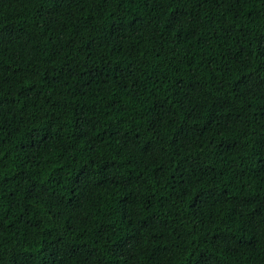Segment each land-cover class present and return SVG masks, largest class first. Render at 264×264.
Masks as SVG:
<instances>
[{
    "label": "trees",
    "instance_id": "16d2710c",
    "mask_svg": "<svg viewBox=\"0 0 264 264\" xmlns=\"http://www.w3.org/2000/svg\"><path fill=\"white\" fill-rule=\"evenodd\" d=\"M0 264H264V0H0Z\"/></svg>",
    "mask_w": 264,
    "mask_h": 264
}]
</instances>
